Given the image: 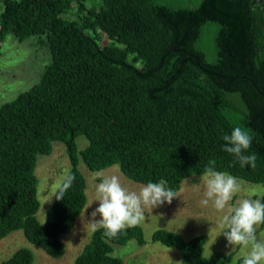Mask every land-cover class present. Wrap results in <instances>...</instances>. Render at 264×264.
Listing matches in <instances>:
<instances>
[{"label": "trees", "instance_id": "trees-1", "mask_svg": "<svg viewBox=\"0 0 264 264\" xmlns=\"http://www.w3.org/2000/svg\"><path fill=\"white\" fill-rule=\"evenodd\" d=\"M0 43L44 37L50 54L37 84L0 106V239L21 230L48 256L60 258V236L86 205L90 171L117 165L130 181L183 180L215 170L264 183V9L253 0H0ZM76 13V18H72ZM111 42L101 45V36ZM175 46L173 51L168 50ZM250 130L241 167L222 137ZM88 146L79 150L76 139ZM64 144L70 170L54 192L44 225L36 156ZM71 174L63 199L56 195ZM264 203V196L261 197ZM264 226V224H262ZM92 233L75 264H123L113 245L144 244L139 226L116 237ZM178 250L182 264H228L232 254L203 256L206 240L184 241L167 230L152 235ZM28 249L0 264H32ZM236 264H243V258Z\"/></svg>", "mask_w": 264, "mask_h": 264}, {"label": "rangeland", "instance_id": "rangeland-1", "mask_svg": "<svg viewBox=\"0 0 264 264\" xmlns=\"http://www.w3.org/2000/svg\"><path fill=\"white\" fill-rule=\"evenodd\" d=\"M76 16V13H73L72 18ZM110 42L105 35L101 36V45H108ZM50 61L44 37L34 36L20 42L11 34L6 35L0 43V106L37 84ZM76 142L79 150L88 146V141L83 136H79ZM78 168L86 182V205L81 215L76 218L72 229L60 236L64 247L63 256H48L39 247L31 244L22 231L18 230L0 239V261L7 260L19 249H28L33 254L32 264H75L76 257L81 254L93 233L88 227V221L92 219L91 213L99 207V202L95 201V188L100 182L96 173L103 171L106 175H117L122 186L130 191H139L140 187L144 186L128 180L117 165L100 171H90L80 163ZM69 170L70 162L61 142H53L49 154L36 156L34 174L38 180L39 201L36 219L41 226L44 225L47 210L53 203L54 192ZM201 176L183 180L177 190L179 196L173 198L171 204L165 202L153 210L145 209L144 220L138 225L142 229L144 244L130 240L124 245H113L111 256L120 258L123 264H182L178 250L152 240L155 231L167 230L176 233L186 242L195 237H203L206 240L203 256L206 258L214 253L232 254V261L228 264H236L244 258L250 248L235 246L232 250V246H228L222 234L223 229L219 227L222 216L228 214L227 208L219 212L211 201L207 206L201 204L205 199V186L201 183ZM236 179L242 190L229 202L230 206H236L237 201L243 199L260 201L264 196V183L256 184ZM100 218L96 217L97 220ZM261 233H264L262 225L257 228V237L264 240Z\"/></svg>", "mask_w": 264, "mask_h": 264}, {"label": "clouds", "instance_id": "clouds-1", "mask_svg": "<svg viewBox=\"0 0 264 264\" xmlns=\"http://www.w3.org/2000/svg\"><path fill=\"white\" fill-rule=\"evenodd\" d=\"M222 139L226 142L224 151L233 155L241 167L251 166L255 169L257 156L253 153L245 155L252 144L250 130L235 127L230 135ZM216 161H209L202 176L201 183L205 186L203 206L212 202L213 207L228 214L222 216L219 227L223 229L228 246L250 248L243 258V264H264V240L257 237V228L264 224V203L259 200L243 199L236 206L229 202L241 189L237 179L225 172L215 170ZM100 182L95 188V201L99 202L88 221L92 232L104 229L103 235L113 238L128 228L138 226L144 220L145 209L153 210L165 202L171 204L179 193L166 187L167 181L161 179L158 183L149 182L141 186L139 191H130L122 186L117 175H106L103 171L96 173ZM75 177L69 174L59 189L57 199H63L66 191L72 186ZM101 217L99 220L96 217ZM228 230V231H225ZM264 236V233H261Z\"/></svg>", "mask_w": 264, "mask_h": 264}, {"label": "water", "instance_id": "water-1", "mask_svg": "<svg viewBox=\"0 0 264 264\" xmlns=\"http://www.w3.org/2000/svg\"><path fill=\"white\" fill-rule=\"evenodd\" d=\"M253 3H258V4H261V6L263 7L264 9V0H253ZM175 49V46L171 47L168 52L170 51H173Z\"/></svg>", "mask_w": 264, "mask_h": 264}]
</instances>
